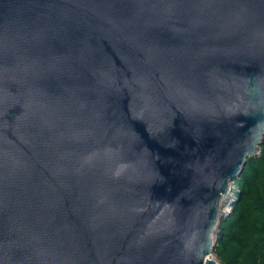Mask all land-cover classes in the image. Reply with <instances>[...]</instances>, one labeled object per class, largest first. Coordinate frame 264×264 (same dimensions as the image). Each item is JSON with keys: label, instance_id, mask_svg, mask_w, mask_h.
I'll return each instance as SVG.
<instances>
[{"label": "water", "instance_id": "water-1", "mask_svg": "<svg viewBox=\"0 0 264 264\" xmlns=\"http://www.w3.org/2000/svg\"><path fill=\"white\" fill-rule=\"evenodd\" d=\"M264 142V0H0V264H218Z\"/></svg>", "mask_w": 264, "mask_h": 264}, {"label": "trees", "instance_id": "trees-1", "mask_svg": "<svg viewBox=\"0 0 264 264\" xmlns=\"http://www.w3.org/2000/svg\"><path fill=\"white\" fill-rule=\"evenodd\" d=\"M232 184L235 202L220 223L215 255L221 264H264V142Z\"/></svg>", "mask_w": 264, "mask_h": 264}, {"label": "rangeland", "instance_id": "rangeland-1", "mask_svg": "<svg viewBox=\"0 0 264 264\" xmlns=\"http://www.w3.org/2000/svg\"><path fill=\"white\" fill-rule=\"evenodd\" d=\"M261 146H260V148H261ZM259 154H260V149H259V153L257 155H259ZM232 189H233V184L231 185L230 194L227 196L226 201L223 203V205L221 207V210H222L224 216H228V214L232 211V204L235 202V198L232 195ZM213 259L218 264H221L219 258L216 255L213 256Z\"/></svg>", "mask_w": 264, "mask_h": 264}]
</instances>
